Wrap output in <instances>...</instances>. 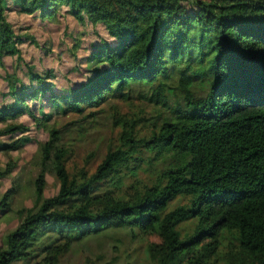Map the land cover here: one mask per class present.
Wrapping results in <instances>:
<instances>
[{
  "label": "trees",
  "instance_id": "trees-1",
  "mask_svg": "<svg viewBox=\"0 0 264 264\" xmlns=\"http://www.w3.org/2000/svg\"><path fill=\"white\" fill-rule=\"evenodd\" d=\"M12 8L79 27L64 32L68 73L23 58L24 45L59 53L29 26L16 30ZM0 67V154L10 158L0 191L13 178L0 214L22 191L10 155L36 143L38 169L0 264H59L81 245L152 235L151 264H264V0H0ZM133 98L149 118L102 116ZM107 124L118 131L94 171L69 172L71 132ZM32 128L48 139L33 140ZM46 174L59 184L49 198Z\"/></svg>",
  "mask_w": 264,
  "mask_h": 264
},
{
  "label": "rangeland",
  "instance_id": "rangeland-1",
  "mask_svg": "<svg viewBox=\"0 0 264 264\" xmlns=\"http://www.w3.org/2000/svg\"><path fill=\"white\" fill-rule=\"evenodd\" d=\"M10 19L15 24V29L30 27L31 32L35 35L36 39L43 43L50 38L53 40V47L58 54V60L50 56L48 59H44L43 55L37 52L33 47L23 46V58L26 61H31L36 67L43 66L45 68H53L59 71L61 74H66L69 71L68 65L71 64V56L69 51L66 49V44L69 43V36L71 30L77 31L79 27L74 26L72 21L61 20V23L55 25L52 24H41L31 18L19 16L14 9H11ZM63 22V23H62ZM67 26V28H66ZM98 33L103 37L106 36V32L103 27H98ZM68 31L65 35L64 32ZM61 40V42H60ZM84 40H89V37ZM64 44V46L62 45ZM59 44V45H58ZM6 69L11 72V61L4 59ZM4 69L0 67V91L3 88L2 75H4ZM120 112L121 115L127 116V118L138 119L143 116L149 118L151 116V107L147 104V101L143 98H133L127 103L114 102L111 105V109L107 108L104 111V116L112 117ZM117 120V119H115ZM68 119H64L62 124H65ZM26 125H29L31 121L28 118L21 120ZM99 122H104L102 118ZM147 124V123H142ZM0 128L2 126L0 125ZM88 135L77 134L76 131L71 132L69 137V144L72 145L73 155L70 157L66 164V168L69 172L74 173L76 170L85 168L88 172L94 171L97 164L101 160L102 156L106 151L107 144L113 140L118 128H115L113 124L101 125L99 128L94 130L87 128ZM28 136L37 140L38 142H44L48 139L45 131H37L31 129ZM103 139V140H102ZM6 140V138H4ZM37 152L36 143L27 145L24 150L20 153H12L11 159L16 161L17 169L12 174L16 177V183L22 186V191L15 195L12 202L10 203V209L8 212L0 214V246L3 243L4 236L12 231L18 224V220L15 216V212L22 207L31 208L33 205V187L32 181L38 171L35 162V155ZM91 156L89 159L88 156ZM10 158L0 154V168H3ZM13 178L6 179L2 182L1 194L12 186ZM46 188L44 191V197L49 198L54 196L58 191V182L50 175L45 176ZM122 196V194H119ZM186 232H190L193 228L191 224H185L181 226ZM183 231V232H184ZM123 237V236H122ZM148 243H159L158 238L155 235L152 236H139L134 240H130L128 237H123L122 243L117 244L113 239L109 241V244H105L104 247H98L97 244L91 245L90 251H87L83 246H78L69 255H67L59 264H102L105 260L115 261L116 264H151L146 256L145 249ZM115 244V247L111 245ZM30 264H33L31 262Z\"/></svg>",
  "mask_w": 264,
  "mask_h": 264
}]
</instances>
